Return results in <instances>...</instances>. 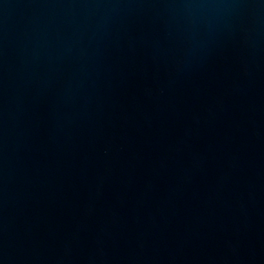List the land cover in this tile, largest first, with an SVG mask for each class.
Returning a JSON list of instances; mask_svg holds the SVG:
<instances>
[{
	"label": "water",
	"instance_id": "water-1",
	"mask_svg": "<svg viewBox=\"0 0 264 264\" xmlns=\"http://www.w3.org/2000/svg\"><path fill=\"white\" fill-rule=\"evenodd\" d=\"M0 264H264V0H0Z\"/></svg>",
	"mask_w": 264,
	"mask_h": 264
}]
</instances>
